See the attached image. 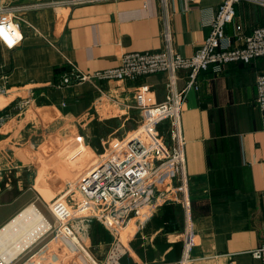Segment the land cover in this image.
<instances>
[{
    "label": "crops",
    "instance_id": "1",
    "mask_svg": "<svg viewBox=\"0 0 264 264\" xmlns=\"http://www.w3.org/2000/svg\"><path fill=\"white\" fill-rule=\"evenodd\" d=\"M221 1L0 0V6L16 11L23 35L12 49L0 42V85L15 91L0 95V114L10 115L0 126V228L25 207L34 182L44 188L45 176L39 175L44 137L58 129L79 143L70 144V152L109 149L141 125L143 107L166 99L168 75L60 89L49 83L72 65L91 72L118 65L124 51L163 50L166 26L172 48L192 55L209 35ZM235 12L225 27L232 42L237 25L246 33L264 26L260 5L243 1ZM261 72L264 58L229 63L221 70L210 67L199 73L200 88L191 90L184 104L186 169L199 235L188 264H264L251 253L264 245V116L256 102ZM187 79L186 70L178 73L179 86ZM29 86L31 101L19 109L16 104ZM167 126L164 122L159 128ZM184 223L181 204L156 205L142 219L130 217L118 240L93 222L85 243L102 264H177ZM39 239L19 264H34L55 252L53 241L34 248ZM61 264L86 263L70 259Z\"/></svg>",
    "mask_w": 264,
    "mask_h": 264
},
{
    "label": "built area",
    "instance_id": "2",
    "mask_svg": "<svg viewBox=\"0 0 264 264\" xmlns=\"http://www.w3.org/2000/svg\"><path fill=\"white\" fill-rule=\"evenodd\" d=\"M161 1L166 4L168 0ZM243 1L264 7V0H222L211 20L209 35L192 55H182L172 48L171 33L166 26L164 36L167 46L163 50L124 51L118 65L91 72L72 65L58 81L49 83V86L60 89L85 82L135 81L158 72L168 75L166 99L143 107L141 125L116 140L109 149L96 154L95 163L77 178L74 185L68 183L71 190L69 199L77 196L82 203L73 209L77 211H73L71 216L61 213L54 225L51 224L50 229L54 227L59 235L55 252L34 264H61L70 259H82L86 264H102L85 243L93 222H99L114 240H118L130 217L142 219L146 209L167 203L181 204L185 212L181 234L183 251L177 264L191 261L192 248L199 235L186 169L182 112L189 92L200 88L198 76L201 71L210 67L221 70L229 63H249L264 58V26L246 33L237 25L233 42L225 32L226 25L235 18V5ZM17 18L13 8L0 6V42L9 49L16 47L22 40ZM183 70L188 72V79L181 87L178 73ZM256 87V102L264 116V72L258 74ZM13 92L6 84L0 85V95ZM32 92L33 87H26L16 104L19 109L29 105ZM9 116L6 112L0 114V126ZM164 122L168 126L161 130L159 127ZM251 253L264 263V245L253 249Z\"/></svg>",
    "mask_w": 264,
    "mask_h": 264
},
{
    "label": "rangeland",
    "instance_id": "3",
    "mask_svg": "<svg viewBox=\"0 0 264 264\" xmlns=\"http://www.w3.org/2000/svg\"><path fill=\"white\" fill-rule=\"evenodd\" d=\"M41 142L43 143L40 146V150H42L45 157L44 160L39 163L41 169L39 175L43 174L46 182L43 183V189L42 187L39 189L37 183L34 182L33 189L27 191L30 199L26 201V204L24 203V206L35 203L51 221L52 225H54L55 218L61 215V213H66L71 216L73 211H77L73 209L80 207L82 203L81 198L71 196L69 199V191L71 190L68 187V183L72 182L74 185L77 178L95 163L97 157L96 154L90 153V151L87 149L85 150L84 147L78 151L70 152V150H68L69 145L74 143V146L78 147L77 144L79 143L61 135L58 129L55 133L44 137ZM24 188H26L25 185ZM53 214L57 216L54 217ZM53 228L54 227L48 230L47 234L39 239L37 246L34 248L49 243L50 241L56 244L59 235L57 236V232ZM30 248L31 246L26 249L24 254H20L17 259L11 263L19 264L18 261H20L22 257L28 256Z\"/></svg>",
    "mask_w": 264,
    "mask_h": 264
},
{
    "label": "bare ground",
    "instance_id": "4",
    "mask_svg": "<svg viewBox=\"0 0 264 264\" xmlns=\"http://www.w3.org/2000/svg\"><path fill=\"white\" fill-rule=\"evenodd\" d=\"M51 224L34 204L25 206L0 228V264H10L50 230Z\"/></svg>",
    "mask_w": 264,
    "mask_h": 264
}]
</instances>
